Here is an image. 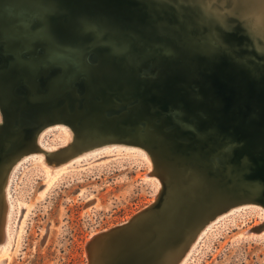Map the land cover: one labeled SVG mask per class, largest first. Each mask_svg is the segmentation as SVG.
<instances>
[{"label": "water", "instance_id": "1", "mask_svg": "<svg viewBox=\"0 0 264 264\" xmlns=\"http://www.w3.org/2000/svg\"><path fill=\"white\" fill-rule=\"evenodd\" d=\"M256 9L264 0H0V191L15 158L62 123L72 140L46 151L53 166L123 144L161 183L153 203L92 235L88 264H176L214 217L264 208Z\"/></svg>", "mask_w": 264, "mask_h": 264}, {"label": "rangeland", "instance_id": "2", "mask_svg": "<svg viewBox=\"0 0 264 264\" xmlns=\"http://www.w3.org/2000/svg\"><path fill=\"white\" fill-rule=\"evenodd\" d=\"M71 135L62 123L47 126L45 150L31 152L15 168L10 238L0 243V264H88L86 244L93 234L129 221L155 201L161 183L149 175L152 161L137 147L109 145L53 166L46 151ZM2 202L1 188L3 211ZM229 212L207 230L185 264H264V227L257 228L264 221L262 205Z\"/></svg>", "mask_w": 264, "mask_h": 264}, {"label": "bare ground", "instance_id": "3", "mask_svg": "<svg viewBox=\"0 0 264 264\" xmlns=\"http://www.w3.org/2000/svg\"><path fill=\"white\" fill-rule=\"evenodd\" d=\"M244 1H248V0H244ZM256 15L257 13H259L260 16H264V13L261 12L260 10L256 9ZM264 24V23H263ZM261 25L262 27H264V25ZM257 27V25H256ZM2 119V115L0 112V120ZM45 129H43L37 136V145H38V149L35 151H40L42 152L43 148H45V144H43V139H42V133L44 132ZM70 140H72V135L70 136ZM90 150V149H88ZM85 150V151H88ZM97 149L91 150L89 152H85V151H77L75 149V153L73 154L74 156L83 153V155L91 153L93 151H96ZM34 151V150H33ZM33 151H28V153H25L23 155H21L20 157H16L14 162H13V166H10L8 169V172L5 176V179L2 182V196H3V211L2 208H0V231H3V236L0 235V243H5V245L9 242V238H10V234H9V223H10V217H11V212H12V208H13V204L12 201L10 200V192H9V186H10V182H11V178H12V174L14 173L15 168H17V166L26 158H28V156L30 155L31 152ZM72 155V156H73ZM72 156H69L67 158H63L61 160V162L70 159ZM56 160H54L55 162ZM59 162V163H61ZM57 163V162H56ZM150 175V174H149ZM153 176V175H152ZM245 204V203H239L236 204L232 207H230L227 211L229 212H234L235 210H238L241 208V206ZM236 208V209H235ZM2 212V213H1ZM226 211H224L223 213L219 214L218 216L214 217L213 219H211L203 228L202 230H200V232L195 236V238L193 239V241L190 243V245L188 246V248L184 251V252H179L178 254V259L176 264H185V262L187 261V259L190 257L191 253L194 251V249L196 248L197 243L200 241V239L202 238V236L207 232V230L213 226L214 222L219 220L221 215L223 217V214ZM229 212V213H230ZM227 215V214H226ZM4 245V246H5Z\"/></svg>", "mask_w": 264, "mask_h": 264}]
</instances>
